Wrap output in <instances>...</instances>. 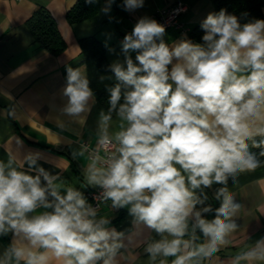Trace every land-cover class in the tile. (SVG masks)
<instances>
[{
  "label": "clouds",
  "instance_id": "9594fccd",
  "mask_svg": "<svg viewBox=\"0 0 264 264\" xmlns=\"http://www.w3.org/2000/svg\"><path fill=\"white\" fill-rule=\"evenodd\" d=\"M142 2L126 0V7ZM201 27L203 44L182 39L170 47L162 39L165 27L147 18L125 36L123 51H136L138 64L126 56V68L116 63L112 71L130 90L120 103L121 84L113 87L108 113L100 114V144L106 151L113 147L107 133L112 113L119 118L120 131L114 136L118 147L108 155L107 168L96 167L99 155L89 166L90 185L102 188L113 207L130 206L137 223L162 236L146 248L152 261L171 256V264H193L218 252L237 228L232 217L241 205L221 187L216 193L221 205L208 221L202 212L211 208L196 210L203 203L196 190L226 185L229 176L255 171L260 161L247 141L264 156V20L241 25L221 9L208 14ZM63 94L68 97L63 111L74 116L86 110L93 96L87 78L71 67ZM26 159L31 169L35 160ZM12 162L10 158L7 174L0 162V234H23L27 244L12 246L0 264H49L53 258L58 264H96L101 259L115 264L123 233L104 228L107 219L96 221L95 210L79 191L69 187L61 195L56 176L43 168L35 176L19 172L11 168ZM41 206L52 211L29 219L27 214ZM193 217L191 238L186 240ZM197 228L207 243H195ZM240 260L264 261V238L234 264Z\"/></svg>",
  "mask_w": 264,
  "mask_h": 264
},
{
  "label": "crops",
  "instance_id": "0c3cea01",
  "mask_svg": "<svg viewBox=\"0 0 264 264\" xmlns=\"http://www.w3.org/2000/svg\"><path fill=\"white\" fill-rule=\"evenodd\" d=\"M79 1L3 0L0 3V162L5 165L6 174L10 170V158L13 161L11 168L32 176L43 168L57 177L54 183L61 185V195L71 187L79 191L89 205L88 193L99 186L88 183L92 161L83 143L90 147L98 145L102 135L100 114L108 112L94 95L89 99L86 110L79 115L63 111L68 104V97L63 94L67 86V68L79 69L89 82L80 41L89 37L97 39L107 47L106 56L110 65L120 63L126 68V56H130L136 64L137 52L123 51L124 38L130 35L134 23L142 18L149 19L158 11L181 1L187 6L180 17L185 31H168L162 39L170 47L182 39L199 44L192 39L191 33L208 14L215 12L216 0H143L142 6L132 9L126 7V0H100L101 9L95 16L71 23L68 14ZM40 9L51 14L66 43L65 51L59 55L40 49L35 43L29 22ZM119 124L117 115H112L107 133L113 141L115 133L120 131ZM26 157L35 160L31 169ZM96 167L101 168L98 162ZM45 184L41 176V185ZM225 186L234 203L241 205L232 217L237 228L225 237L227 243L220 245L218 252L208 258H197L193 264H234L237 256L255 249L257 241L264 238V163L255 171L229 176L226 185L213 183L210 188L201 186L197 189L196 194L203 203L197 204L196 210L211 208L209 212H202L204 219L211 221L215 218L216 211L208 200H216L217 191ZM221 202L222 197L218 207ZM129 207H113L112 201L108 200L96 211V221L101 218L109 221L103 225L104 228L123 233L120 238L123 246L116 253L115 264H160L161 260L171 264L175 257L150 259L147 246L161 240L162 236L142 222L137 223L129 214ZM46 211L51 212L52 209L41 206L27 216L31 219ZM194 223L195 218H190L188 235L184 239L191 238ZM195 235L197 245L208 242L199 228L195 230ZM164 236L172 239L167 233ZM21 244H27L23 234L15 236L12 231L0 234V260L5 259L8 249ZM20 264L24 261L21 260ZM49 264L58 262L53 258ZM96 264H103V260H98ZM238 264H264V261L240 260Z\"/></svg>",
  "mask_w": 264,
  "mask_h": 264
},
{
  "label": "trees",
  "instance_id": "16d2710c",
  "mask_svg": "<svg viewBox=\"0 0 264 264\" xmlns=\"http://www.w3.org/2000/svg\"><path fill=\"white\" fill-rule=\"evenodd\" d=\"M216 9L213 14H218L221 9L226 11V14L235 15L241 25L252 22L256 19L264 20V0H216ZM101 9L100 0H80L79 3L69 12L68 19L71 23L86 21L95 16ZM202 25V24H201ZM199 25L191 33V37L199 44H203V28ZM35 43L40 49L46 50L53 55H59L66 49V43L61 37L55 21L51 14L40 9L36 12L29 22ZM82 53L84 57L83 63L88 68V77L90 89L100 105L108 112L110 107L109 98L110 90L117 84H121V100L123 103V94L130 89L118 81L112 71V66L107 60V47L93 37L84 38L80 41ZM119 106V105H118ZM117 106V107H118ZM112 115H116L115 112ZM257 141L261 137H255ZM249 151L255 154L256 158L261 163H264V156L260 155L261 148L252 147L251 141ZM211 207L218 209V201L213 198L208 200Z\"/></svg>",
  "mask_w": 264,
  "mask_h": 264
},
{
  "label": "built area",
  "instance_id": "2783aa9c",
  "mask_svg": "<svg viewBox=\"0 0 264 264\" xmlns=\"http://www.w3.org/2000/svg\"><path fill=\"white\" fill-rule=\"evenodd\" d=\"M3 0H0V3ZM16 1H22V0H16ZM187 6L181 2L178 1L175 4H173L169 8L162 9L158 11L157 14L150 17V20H155L159 24L163 25L165 27V33L171 30L176 31H185L183 24L180 21L181 15L186 12ZM136 23H134V26ZM134 27L130 30V34L132 33ZM159 42V41H157ZM135 63L138 64V61L135 60ZM113 147L106 151L103 146H101L100 142L96 147H90L89 144L83 143L84 149L87 151L89 158L91 161L95 159L97 155L101 157V161H98V164L100 167L107 168L108 164L106 162L108 155L111 153H114L116 151V147H118V144L116 141H113ZM89 198V206H91L92 209L96 211L100 210L101 207L108 201V199L104 198V190L100 187H97L96 189L91 190L88 193Z\"/></svg>",
  "mask_w": 264,
  "mask_h": 264
}]
</instances>
